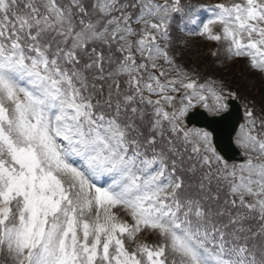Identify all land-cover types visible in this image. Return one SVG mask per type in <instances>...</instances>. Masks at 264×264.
<instances>
[{
    "label": "snow or ice",
    "instance_id": "snow-or-ice-1",
    "mask_svg": "<svg viewBox=\"0 0 264 264\" xmlns=\"http://www.w3.org/2000/svg\"><path fill=\"white\" fill-rule=\"evenodd\" d=\"M20 8L21 0H0L3 264H264V138L255 134L264 119L246 110L236 142L248 158L232 166L211 131L184 125L197 104L214 115L228 104L222 86L200 83L169 54L182 0H27ZM189 35L226 42L229 58L248 57L264 73V0L218 4ZM97 44L108 47L107 57ZM113 46L123 59L113 58ZM161 61L175 71L165 82ZM106 64L115 67L106 71ZM158 67V75L149 72ZM120 76L131 94L115 79V101L111 86L107 99L98 98L96 81ZM189 148L196 162L187 171L208 169L198 195L183 194L176 174ZM213 177L228 185L233 198L225 203L236 207L238 199L246 211L213 210ZM224 215L228 222L218 223ZM143 233L158 242H137Z\"/></svg>",
    "mask_w": 264,
    "mask_h": 264
},
{
    "label": "rangeland",
    "instance_id": "rangeland-1",
    "mask_svg": "<svg viewBox=\"0 0 264 264\" xmlns=\"http://www.w3.org/2000/svg\"><path fill=\"white\" fill-rule=\"evenodd\" d=\"M134 1V0H133ZM133 1L131 3H133ZM27 2V0H21V8L20 10L23 11V3ZM58 4L61 6H65L70 4L71 0H56ZM157 2L162 3L163 0H157ZM231 0H182V4L184 7L194 4V3H204L206 5H201L197 7L194 11L189 13L187 16L183 18V14L180 13L177 17V15L174 13L173 14V22L172 25L178 28L177 26L181 27L182 31V41H179L178 39L172 38V43L171 47H174L176 50H183L187 53V57H189V60H186L185 63L186 65H189L191 67V70L184 69L183 67L175 65L183 68L185 71L188 73L192 74L194 78H197L200 83H205V82H212L215 81L217 87H223L224 92H225V97L227 96V86L230 84L231 88L234 90H230L231 93H234L236 95V91L242 95H247L248 101L247 103L244 104L246 107V110L251 109L255 116H260L261 119H264V73H261L258 70L253 69L249 65V58L248 57H241V58H236V57H231L229 58V55L226 51V42L224 41H211L207 37H201L198 35H189L190 32H198L199 27L201 26L203 21H206L207 19H210L212 17V13L215 9V6L221 3L228 4L230 3ZM236 2H239V0H236ZM90 10V9H89ZM139 14V11H138ZM135 19V18H134ZM133 19V20H134ZM193 20L196 22L193 23ZM132 27L134 29L139 30L141 27L139 24H132ZM172 31V30H171ZM215 32H221V27L219 25L214 27ZM137 37H130V39L135 40ZM181 39V38H180ZM223 44V45H222ZM55 46V45H54ZM170 47V48H171ZM134 55L136 56L137 62H141L142 58L139 56L138 53H135V49H133ZM184 52V53H185ZM213 53H216V55H213ZM146 62V61H145ZM160 65H162L163 70L165 72V75L160 77L162 82H165L172 77L175 76V71L171 69L168 65H163V62H159ZM198 67V68H197ZM198 71L205 73L203 77H207L210 75H217L216 79H206V81L201 80ZM149 72H155L157 75L159 74V67L158 69H151L149 68ZM141 75L145 78V82H147V76L148 72H144L141 70ZM183 91V90H181ZM148 95H151V98L155 100L157 97L155 94H149L145 92ZM177 96L176 103L179 104V95L180 94H173ZM252 101H254L252 103ZM210 104L212 103V100L209 99L208 101ZM196 106H201L203 107L202 104H197ZM184 125L185 122L183 121ZM245 124V123H243ZM242 124V125H243ZM187 128H193V129H199V128H194V127H189L185 125ZM241 129V128H240ZM240 131V130H239ZM264 127L261 126L260 129L257 131V136L264 138ZM161 143H158V145ZM142 150V149H141ZM243 150V149H242ZM143 151V150H142ZM244 151V150H243ZM245 153V152H244ZM190 148L188 152L184 153V160L187 162L189 165V168L191 167L192 163H195V160H188V156L190 155ZM253 157L255 158L256 154L252 153ZM149 157V156H148ZM229 166L232 165H239L241 164L240 162H227ZM157 165H154V169ZM214 167H219V165H215ZM199 170L196 175H203V173L207 172L208 169L206 168H200L199 166L197 167ZM171 171V169L169 170ZM182 171L180 168L177 170V175L178 172ZM183 172V171H182ZM185 175V173L183 172ZM215 177H213L211 187H212V193H218V200L212 202V207L216 211H219L221 208L225 209L226 207L232 208L231 211L233 215H235L237 210H244L246 209H241L239 206V201L237 199V205L236 207H232L230 204H226V200H231L233 197L229 196L228 194V185L225 181L216 180V185L213 184ZM200 179L195 178V185L199 184ZM193 190V185L188 187H185L184 193L188 192L191 193ZM246 200L251 202L250 197H246ZM214 202H216V205H214ZM118 214L120 215V218L123 219V217H126L129 222H131L130 217H128L123 210H118ZM223 221H226L228 216L224 215L222 217H218ZM250 224H257L256 221H249ZM149 233H143L138 235L137 237V242H145L147 243L146 239L148 238ZM157 240V237L154 234H150V237ZM4 257H0V264H3Z\"/></svg>",
    "mask_w": 264,
    "mask_h": 264
},
{
    "label": "water",
    "instance_id": "water-1",
    "mask_svg": "<svg viewBox=\"0 0 264 264\" xmlns=\"http://www.w3.org/2000/svg\"><path fill=\"white\" fill-rule=\"evenodd\" d=\"M240 119V113L235 104L231 103V110L221 116L209 117L201 109L190 112L187 121L197 125L210 128L214 135V143L216 147L229 159H241L239 151L235 148L231 141V135Z\"/></svg>",
    "mask_w": 264,
    "mask_h": 264
}]
</instances>
